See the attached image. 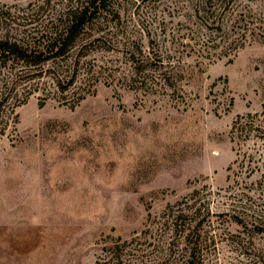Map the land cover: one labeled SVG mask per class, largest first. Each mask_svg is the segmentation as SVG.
Masks as SVG:
<instances>
[{
    "label": "rangeland",
    "instance_id": "obj_1",
    "mask_svg": "<svg viewBox=\"0 0 264 264\" xmlns=\"http://www.w3.org/2000/svg\"><path fill=\"white\" fill-rule=\"evenodd\" d=\"M93 4L0 0L23 41L92 13L0 136V264H264V0Z\"/></svg>",
    "mask_w": 264,
    "mask_h": 264
},
{
    "label": "trees",
    "instance_id": "obj_2",
    "mask_svg": "<svg viewBox=\"0 0 264 264\" xmlns=\"http://www.w3.org/2000/svg\"><path fill=\"white\" fill-rule=\"evenodd\" d=\"M93 7H100L104 0H93ZM102 6V5H101ZM95 9V8H94ZM90 7H80L70 11L64 23L58 24L56 33L41 42L23 41L0 36V136H4L5 126L14 110L24 105L38 90L42 64L64 57L90 17ZM61 27V28H59ZM38 69V73H37ZM42 103H40V106ZM250 116L238 118L230 131L232 140L245 139L252 132L254 122ZM188 257L185 264L199 262V245L187 241ZM118 264H127L119 261Z\"/></svg>",
    "mask_w": 264,
    "mask_h": 264
}]
</instances>
